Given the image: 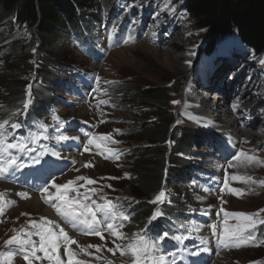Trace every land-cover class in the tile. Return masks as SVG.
Masks as SVG:
<instances>
[{
	"label": "rangeland",
	"instance_id": "rangeland-1",
	"mask_svg": "<svg viewBox=\"0 0 264 264\" xmlns=\"http://www.w3.org/2000/svg\"><path fill=\"white\" fill-rule=\"evenodd\" d=\"M160 1L163 2L165 0H156L158 3ZM165 2L166 4L169 3L174 9V13L171 14L172 17L176 14L181 15V19L183 20L178 24H182L180 29L193 34V38L195 39L193 45L197 44L198 46L196 59L200 57L198 60L199 64H203L204 62L208 66L217 59H224L227 62V67L230 69H228L229 71L222 78L217 77V87L227 91L230 84L236 86L237 83H234V81L237 82L236 79L240 71L243 70V64H245L249 57L261 58V62H264V53H253L242 45L235 36L217 41L216 45L211 46L208 50L207 32L196 28L193 18L186 14L182 8L183 0H166ZM123 3V0H73L75 9L83 20L76 25L75 30L71 31L69 28H66L65 36L59 37V45L56 52L57 61L52 62L44 54L40 53L38 55L37 50L41 41L32 36L31 28L17 26L12 21V18L0 19V73L7 67L6 63L12 57V52H9L8 46L17 45L19 50L23 48L24 50L27 49L28 52L25 54L28 56H23L28 68L23 71L22 76L19 73L17 74L16 81L10 82L15 84V89L9 95L6 94L4 89H2L4 91L0 89V130L9 127L8 124L16 122L19 114L21 116L28 114L35 115L40 118L43 124L51 128L56 123L66 122L69 127L67 128V133L70 127H72L71 118H81L84 120L94 118V114H77L75 111L72 112L74 109L68 112L69 109L66 105H61V102L67 104L70 100L69 96L62 89L63 85L59 84L63 81L61 80L63 74L69 75L73 72L85 71L86 74L99 80L109 99L103 110L102 126L99 127L96 134L105 135L107 136V140L115 142L114 146H108L107 148L108 154H114L113 161H102L94 157H87L88 154H85L83 155L84 159L91 160V162L87 163L86 169L83 168L80 171L79 168L84 166V162L79 161V172L77 170L73 171V174L76 172L78 176L88 177L92 181V184L88 185L92 186L95 190V197H101L104 202L108 200L111 203H115L119 198L124 199L130 209V205L134 199L132 195L135 191L133 189H135V182L137 180L134 174L137 169L133 167L132 163L140 159V156H132V163H128V160L131 159L129 156L131 151L137 147L149 149L154 144L157 147L163 146L164 152H162L164 158H167L169 155L172 143H174H171V138L170 143L166 141L165 144H162L163 141H147L143 139V131H136V127L140 128L143 123H147V132L152 137H159L166 131V136L171 135L172 139H177L182 135L183 130H193L200 132L202 137L208 140H202L198 147H193L192 153L195 154H180L182 159L174 161L177 163L180 160H184L183 162L188 167L185 176L184 173L173 176L175 179L180 178L181 183L175 184L172 190L163 186L164 190L161 193L157 191V181L159 183L160 173L154 168H148L146 172H150L143 173L141 184L148 189L149 197L141 201L151 205L153 209L151 214L146 215L144 213L141 216V220L138 218V215H135L132 220L129 212L130 218L127 220L126 228L118 232V237L110 238V241L113 240L110 243L107 239H105V242L97 240H84L83 242L99 246L105 245L106 248L103 251H107L106 249L109 247L113 251V257L120 259L125 250H130L131 239H129L128 235L134 233L132 231L133 226H131L134 224L133 221H141V232H145L149 227L147 226L148 223L152 225L158 218L159 213L156 209L161 206L164 210H167L166 212L170 215V220L178 219L177 226L172 224L175 232L173 235L170 233V236H173L170 238V241L174 240V234L179 233V230L182 231L184 237H190L188 234L191 229L190 235L193 236L190 237L188 243L190 246H193L194 239L204 238L196 232V229L199 228L200 219L206 217L213 210H219L223 211L228 217L224 236L240 237L245 246L237 247L233 252L231 251L223 257H218L211 264H264V139L256 136L251 137L250 140L242 139L241 145L238 142H233L232 138L226 134L227 132L224 133L223 130L227 126L191 124L175 117V111H178L179 108L181 113L183 109L178 107L176 102L179 100V93L189 91L194 65L189 66L187 72H185L182 68L185 69L187 64L182 67L179 61L177 69H173L169 65L171 64V60L166 59L163 52L178 50L174 46H179L181 40L184 38L180 39L181 37L177 36L178 30L176 34H171L169 28L163 23L164 20L167 22L164 19L158 25L159 33L156 37H147L145 34L148 29H146L144 32H141V41L136 42L132 37H129V34L126 35V31L131 32L134 28V19L136 18L144 24L152 25L159 18V14L163 12V6L161 8L160 5L158 12H155L153 8L157 5L152 0H127L126 6ZM112 9L115 10L113 17L109 16V12ZM126 21H128L129 25L124 26L126 29H123L121 32L119 40L120 43L122 39L123 41L125 39L127 42H124V47L108 54L105 61L104 59L102 60L104 63L94 64L90 58L83 56L75 49L73 42L78 44L81 49H85L84 42L94 49L95 46L91 39H98L100 37V26L109 24L107 30H113L119 28V25H123ZM170 28L172 29L173 27L170 26ZM157 37L163 40L161 46ZM174 38L177 39V44H168L173 42ZM35 53L37 54L35 55ZM242 54L247 55V57H243ZM46 62H50L51 65H46ZM61 62L66 63V66L61 72H55L52 67L57 66V63ZM231 62H235V65L232 67L228 64ZM253 69L257 70L258 68L254 65ZM199 70L203 73L207 72L206 69L199 68ZM200 71L198 72L199 74L201 73ZM261 75L263 76V74H260V77H262ZM46 77L49 80H46ZM2 78L0 74V81ZM18 78L19 80L22 79L20 80L21 83ZM52 80L53 84H51ZM206 84L209 85V80L206 81ZM21 85L23 92L26 94L22 114L19 107L20 99H16ZM130 86H139L141 90H163L164 93L166 92V98L163 99L165 106L151 104L143 98H141L140 102H137L134 94L127 91ZM44 90L47 95H43L39 99L38 96H41L40 93ZM118 92L123 93L122 97H115V94ZM255 93L258 95V92ZM2 94L3 100H1ZM214 97L208 100L212 101ZM13 98L17 100V105L13 103L14 101L11 102ZM30 103L31 106L28 108ZM36 104L37 106H35ZM149 105L150 111L143 109V107H149ZM220 105L221 103L217 105L218 109H220ZM10 106H13L14 109L11 110ZM49 107L53 109V113L44 114L43 111H49ZM159 108L164 115L155 121L149 115ZM229 120H226V123H230L231 120ZM260 122L264 126V119ZM218 123L221 125V122ZM207 127L211 128V130H207ZM241 130L244 129L238 128L239 133H242ZM54 132V138L64 139L65 132ZM44 136L46 137L45 133ZM5 139L7 137H0V153L8 157L0 161V264H27L22 263L21 260L13 256L8 249L14 240L26 234L24 230L35 227L43 215L41 210L21 205L35 196L32 192L26 190L23 184L16 179L17 177L14 175L15 173L12 171L11 165H16L18 168L24 170L34 163V159L31 163L25 162L22 159L23 155L30 149L29 143H23L22 139L17 138L16 147H21L24 150L23 154H17L13 148L9 149L7 145L1 142ZM210 140L226 153L230 152L229 147L233 146L235 153L232 158L235 159L236 154H238V158L227 164L229 166H223L220 164L223 162L221 156L219 159L213 155L217 151L211 150L213 145ZM118 151L121 153L118 155L119 160L116 158ZM124 154L125 158L122 157ZM252 160L255 162L246 165L252 162ZM150 166L148 165V167ZM35 170L38 173H42L40 169L36 168ZM206 171L216 176L211 180L217 183L215 186L218 187V192L225 191V196L220 197V199H223L222 201L213 198L206 208L203 209L200 206V203L204 200L202 198L210 197L208 191L205 189L204 182L206 181L197 182L192 176L194 175L199 178ZM248 177L252 179L249 181ZM202 179L204 178H199V180ZM13 187H17V191L20 194L15 201L12 200ZM153 187L155 189L151 192V188ZM135 193L138 194L139 192L136 191ZM170 200L173 203L172 205L168 203ZM176 200L181 203L176 202ZM121 209L123 210L125 207ZM193 209L195 210L193 211ZM187 213L188 217L186 218L188 219L180 220ZM189 219L192 221L190 226ZM35 231L38 232L37 230ZM163 231L161 230L160 232L162 233ZM253 236H257V240L250 243L249 241L252 240L251 237ZM119 237L122 238L120 239ZM255 238L253 237V239ZM26 249L29 248L26 246ZM196 249L194 248L193 250ZM6 251L8 252L6 253ZM3 252L5 254L4 258L2 257Z\"/></svg>",
	"mask_w": 264,
	"mask_h": 264
},
{
	"label": "trees",
	"instance_id": "trees-1",
	"mask_svg": "<svg viewBox=\"0 0 264 264\" xmlns=\"http://www.w3.org/2000/svg\"><path fill=\"white\" fill-rule=\"evenodd\" d=\"M182 5L184 12L193 18L196 28L207 32L208 50L211 46L216 45L217 41L236 34L241 44L246 48L256 54L264 53V0H183ZM3 18H12V21L19 27L31 28L32 36L41 41L37 50L38 55L40 53L44 54L51 62L57 61L56 52L59 45V37L65 36L66 28L72 29L77 23L83 20L79 12L76 11L73 0H0V19ZM7 48L10 53L12 52V57L6 63L7 67L0 73L3 77L0 81L2 82L0 83V89H4L6 94L9 95L15 89V84L10 82L16 81L17 74L19 73L22 76L23 71L28 68L27 63L23 59V56L28 52L27 49L24 50L23 48L19 50L17 45H11ZM46 65L49 66L51 63L46 62ZM65 66L66 63L61 62L59 64L57 63V66L52 67V69L55 72H61ZM67 76L63 74L61 78L65 80ZM46 80H49L48 77H46ZM51 84H53V80ZM127 91L134 94L137 102H140L141 98H143L151 104L165 106L163 99L166 98V92L164 93L163 90H141L139 86H130ZM22 92L21 85L19 95L16 96V99H20V108L25 97V93ZM40 94L41 96L37 95L39 99L43 95H47L45 90L41 91ZM1 100H3V94ZM11 102L17 105V100L14 98ZM10 108L11 110L14 109L13 106H10ZM143 109L151 110L150 105L149 107H143ZM161 111L159 108L151 112L149 116L157 121L164 115ZM147 127V123H143L140 128L136 127V131H143V139L147 141H163L162 144H165L169 137V139L171 138V143H174H172L167 158L163 156V146L157 147L153 144L149 149H140L138 147L134 149L135 156H140V159L133 163L131 161L133 167L137 169L134 173L137 180L135 182V189L133 190L139 193L136 194L133 192L132 196L136 200L134 210L137 212L136 215H138L140 220L144 213L146 215L151 213V205L141 201L149 197L148 189L141 184V176L143 173L150 172H146L148 168H154L160 173L159 183L166 175L165 182L173 186L175 184L174 182L177 181L173 176L185 173L188 167L183 162L184 160H180L177 163L174 161L176 159H182L180 154H195L192 153L193 147H198L200 141L205 140L200 132L193 130H183L182 135L177 139H172L171 135L166 136V131L159 137H152L148 134ZM148 165L151 166L148 167ZM159 183L157 181L158 187L160 185ZM151 189V192H153L155 188L153 187ZM153 226L154 224L151 227L153 228ZM163 226L164 224L157 223L154 229ZM140 227H142L141 221H137L135 231Z\"/></svg>",
	"mask_w": 264,
	"mask_h": 264
},
{
	"label": "bare ground",
	"instance_id": "bare-ground-1",
	"mask_svg": "<svg viewBox=\"0 0 264 264\" xmlns=\"http://www.w3.org/2000/svg\"><path fill=\"white\" fill-rule=\"evenodd\" d=\"M123 1V5L126 6L127 0ZM152 1L157 5L153 8V11L155 12H158L160 5L161 8L163 6V12L159 14L158 19L156 17L157 21L154 24L149 25V28L153 32L154 37H156L159 33L158 25L160 21L166 19L167 22H165L164 20L163 23L169 28L170 33L176 34L178 30L179 32L177 33V36H180V39L184 38L181 40L179 46H174V48L178 50L163 52L166 56V59L168 58V60H171V64L169 65L173 69H177L179 61L182 67L187 64L185 69L182 68L185 72H187L189 66L194 65V71L191 75V85L189 87V91L179 93V100H177L176 102V105L178 107L183 108L181 111L182 114L180 113V109L178 108V111H175L176 113H174V115H176L175 117H177L181 121L191 124L199 123L200 125L205 124V126H227V128L223 130L224 133L227 132L226 134H228L235 142H238L241 145L242 139L250 140L251 137L253 138L255 136L264 139V126L260 122L262 119H264V62H261V58L249 57V59L246 60L245 64H243V70L240 71L239 76L236 79L237 82L234 81V83H237V85L233 86V84H230V86H228L227 91H224V89H221L217 86L211 87L209 85H204L203 81H206L209 78L210 80L211 78L213 79L214 77L218 76L222 78L226 74V72L229 71L228 69H230L229 67H227V62L224 59H217L214 63L209 64L208 66L203 61V64H199L198 60L200 57L196 59V55L198 53V46L197 44L193 45V42L195 41V39L193 38V34L180 29L182 24L178 25L180 24L179 22H182L183 20L181 19V15L176 14L172 17L171 14L174 13V9L169 3L166 4V0L163 2L160 1L159 3L156 2V0ZM170 26H172L173 28L171 29ZM157 38L161 46L163 40L159 37ZM176 40L177 39L174 38L173 42L168 44H177ZM191 48L195 49L191 50ZM242 56L247 57V55L245 54H242ZM228 64H230V66L232 67L233 65H235V62H231ZM254 65L257 66L259 70L253 69ZM199 68H202L203 70L206 69L207 72L203 73L199 70ZM199 71L201 72L200 74L198 73ZM260 74H263V76L261 75L262 77H260ZM200 89H205L209 92H214L213 94H215L216 97H214L212 101H209L213 98V96L209 95L206 91H203L205 93L202 94V91H199ZM255 92H258V95ZM235 100L238 102L237 104L234 103ZM219 103H221L220 109H218L217 107ZM75 113L86 114L88 113V110L83 106H80ZM228 119L231 120L230 123H226V120ZM218 122H221V125H219ZM238 128L244 129L241 130L242 133L238 132ZM206 129L211 130V128L208 127ZM215 156L217 157L218 155ZM253 162L255 161L252 160V162L247 163L246 165H249ZM248 178L249 181L250 179H252L251 177ZM161 192L162 190L160 189L159 193ZM210 199H208L207 201L203 200L201 202V204H203V207H206V203ZM21 205L33 208L35 210H41V212L47 218L51 219V215L49 214L50 210H48L47 208H43L39 200H37L35 197L22 203ZM207 232L203 231L202 237H210V234H208Z\"/></svg>",
	"mask_w": 264,
	"mask_h": 264
}]
</instances>
